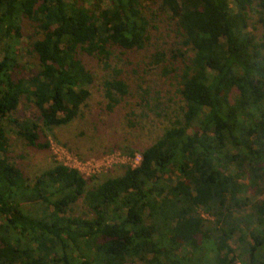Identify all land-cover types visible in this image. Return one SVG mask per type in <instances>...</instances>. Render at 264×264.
I'll return each instance as SVG.
<instances>
[{
    "label": "trees",
    "instance_id": "obj_1",
    "mask_svg": "<svg viewBox=\"0 0 264 264\" xmlns=\"http://www.w3.org/2000/svg\"><path fill=\"white\" fill-rule=\"evenodd\" d=\"M163 20L179 46L151 62L174 80L181 117L98 185L60 162L27 177L8 156L10 132L49 147L40 133L73 121L91 96L82 55L110 69L115 50L144 48ZM257 23L264 0H0V264H264ZM24 50L36 58L28 75ZM114 72L103 81L110 107L131 92ZM24 100L38 112L21 120ZM80 201L87 213L75 214Z\"/></svg>",
    "mask_w": 264,
    "mask_h": 264
},
{
    "label": "rangeland",
    "instance_id": "obj_2",
    "mask_svg": "<svg viewBox=\"0 0 264 264\" xmlns=\"http://www.w3.org/2000/svg\"><path fill=\"white\" fill-rule=\"evenodd\" d=\"M256 19L254 16L252 20ZM256 27L255 34L262 37L264 26L257 23ZM25 31L32 32L28 25ZM150 37L142 49L123 53L115 50L110 59V69H106L96 58L82 55L96 79L91 85V96L79 115L66 125L41 132L39 141L48 142L49 147L46 148L30 146L16 133L10 132V160L23 169L29 178H34L56 162L79 167L82 175L89 179V186L98 185L110 176L121 175L131 162L136 164L137 158L130 159L131 154L124 150L133 149L138 157L141 150L155 142L176 118L181 117L178 107L182 102L174 80L163 76L161 68L151 62L155 52L163 51L170 57L172 48L179 44L175 43V34L168 30L166 20L157 22V26L150 29ZM23 40L27 41L26 38ZM22 61L24 74L36 70L32 64H36V58L27 54L26 50L22 51ZM115 68L121 70L119 77L128 82L131 92L120 103L110 107L104 94L103 81L105 76L114 75ZM144 89L150 92L147 95L149 104L142 101ZM37 112L30 100H24L16 117L23 120ZM177 176L178 173H175L173 178L177 179ZM259 197L264 198V194ZM86 208L84 202L80 201L75 214L87 213Z\"/></svg>",
    "mask_w": 264,
    "mask_h": 264
},
{
    "label": "built area",
    "instance_id": "obj_3",
    "mask_svg": "<svg viewBox=\"0 0 264 264\" xmlns=\"http://www.w3.org/2000/svg\"><path fill=\"white\" fill-rule=\"evenodd\" d=\"M130 159H136V164L135 163H133V162H131V164H130V166H136L139 162H140V160H141V155H140V153L138 154V157H137V155L135 154L134 156L133 155H130V157H129ZM74 168H76V169H78L80 172H81V169L79 168V167H75V166H73ZM237 264H242V263H240V262H238Z\"/></svg>",
    "mask_w": 264,
    "mask_h": 264
}]
</instances>
